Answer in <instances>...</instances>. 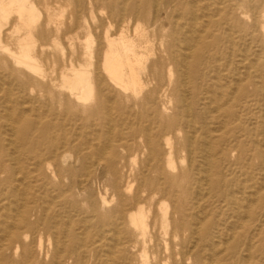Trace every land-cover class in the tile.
<instances>
[{"label":"rangeland","instance_id":"374dc122","mask_svg":"<svg viewBox=\"0 0 264 264\" xmlns=\"http://www.w3.org/2000/svg\"><path fill=\"white\" fill-rule=\"evenodd\" d=\"M30 2L33 68L0 52V264H264V0Z\"/></svg>","mask_w":264,"mask_h":264},{"label":"bare ground","instance_id":"6f19581e","mask_svg":"<svg viewBox=\"0 0 264 264\" xmlns=\"http://www.w3.org/2000/svg\"><path fill=\"white\" fill-rule=\"evenodd\" d=\"M10 2H6V0H0V11L2 13H6L9 10L8 5H11L13 9L17 12V18L18 21L20 22L19 25H13V28L16 27V32L10 35L9 33H5V35H0V52L7 54L14 64H24L29 66L30 68H33V65L29 63L28 60H31L32 57L31 52L29 47L25 48L26 41L28 40V37L30 36L32 32L31 28V23L33 21V18H30L29 22L26 21L25 16H24V11L28 5L29 8L26 9L28 12L31 11L33 3L30 2L28 4V0H9ZM173 2V1H172ZM26 11V12H27ZM178 18V17H177ZM5 19V18H4ZM26 21V22H25ZM48 21H50L48 19ZM52 21V20H51ZM17 22V21H16ZM44 22V21H43ZM42 22V23H43ZM76 25V24H75ZM12 26V25H11ZM10 26V27H11ZM25 27V35H21L20 31L21 29ZM108 32V31H107ZM2 34V33H1ZM48 35H53L51 30L48 32ZM191 38V37H190ZM6 42H3L4 40ZM106 40L108 43V49L105 52V57L103 58V63H102V69L104 72L107 73L108 75V81L110 84H113V86H130L133 87L135 85V78H136V70H135V65H140L141 64V55H139L136 52L135 46L129 42L126 38L122 37H117L113 38L111 36L106 35ZM5 43V44H2ZM24 45V48L23 46ZM193 45V44H191ZM22 46V47H21ZM190 46V45H189ZM191 50V49H190ZM185 54V52H184ZM189 54V52H188ZM186 58L184 57V60ZM32 61V60H31ZM97 68V67H95ZM124 78L128 80V83H124ZM98 84L100 86H106L105 80L103 78L98 77ZM105 88H109L108 86ZM213 97V96H212ZM219 99V98H218ZM214 100V99H213ZM212 100V101H213ZM218 103V102H217ZM9 121V120H8ZM10 127V126H9ZM12 131V130H10ZM38 131L35 132V134ZM12 133V132H11ZM10 133V135H11ZM34 133V132H33ZM33 133L31 135H33ZM212 133V132H211ZM29 134V135H30ZM209 135V134H208ZM193 137V136H192ZM10 138V137H9ZM109 138V137H108ZM208 138V137H207ZM206 138V140H207ZM12 141V140H11ZM109 141V140H108ZM10 142V141H9ZM210 142V141H209ZM11 143V142H10ZM110 143V141H109ZM192 143V142H191ZM207 143V142H206ZM23 145L25 146L26 143L23 142ZM209 146V144H208ZM61 149V148H60ZM106 149V148H105ZM208 150V148H206ZM28 154L35 155V152L32 153L31 150H27ZM208 153L210 152L209 150L207 151ZM205 154V153H204ZM203 156V155H202ZM208 157V155H207ZM207 160V159H206ZM207 162V161H206ZM208 163V162H207ZM206 163V164H207ZM17 175V174H16ZM26 179V178H25ZM24 181V180H23ZM26 182V181H25ZM27 185V182H26ZM251 185V184H250ZM23 190V189H22ZM23 192V191H22ZM23 194H26V192ZM21 197V196H20ZM25 197V195L23 196ZM22 197V198H23ZM20 199V198H19ZM24 199V198H23ZM21 201V200H20ZM52 201V200H51ZM16 202V201H15ZM23 205V203H22ZM22 205L20 207H22ZM8 207V206H7ZM23 208V207H22ZM47 208V207H46ZM11 210V209H10ZM13 210V209H12ZM15 211V210H14ZM17 211V209H16ZM18 213L15 212V214ZM19 215V214H18ZM17 215V216H18ZM10 216V215H9ZM14 217V216H13ZM10 218V217H9ZM16 218V217H15ZM11 219V218H10ZM12 220V219H11ZM16 220V219H15ZM13 221V220H12ZM241 221V220H240ZM202 222V220H201ZM14 223V221H13ZM12 224V223H11ZM240 224V223H239ZM241 225V224H240ZM198 226V225H197ZM11 227V226H10ZM8 226V228H10ZM196 228V227H195ZM198 228V227H197ZM11 229V228H10ZM212 229V228H211ZM196 230V229H195ZM9 231V230H8ZM236 232V231H235ZM198 233V231H197ZM203 233V232H202ZM7 234V233H6ZM9 234V233H8ZM248 248V247H247ZM214 263V262H213Z\"/></svg>","mask_w":264,"mask_h":264}]
</instances>
